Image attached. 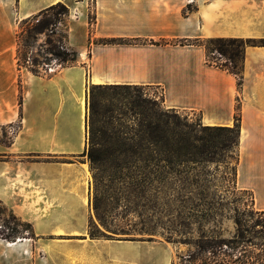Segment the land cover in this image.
I'll return each mask as SVG.
<instances>
[{
  "label": "crops",
  "instance_id": "crops-1",
  "mask_svg": "<svg viewBox=\"0 0 264 264\" xmlns=\"http://www.w3.org/2000/svg\"><path fill=\"white\" fill-rule=\"evenodd\" d=\"M57 3L69 10L77 62L35 76L17 65L18 27ZM188 4L197 10L185 16ZM112 38L167 44L94 43ZM210 38L264 39V0H0V130L20 124L9 144L0 132V202L33 234L0 239V264H173L169 243L89 236L91 85L156 89L166 109L196 113L209 127H232L238 98L235 187L264 212V47L245 48L238 90L233 75L206 64L204 47L179 44Z\"/></svg>",
  "mask_w": 264,
  "mask_h": 264
},
{
  "label": "trees",
  "instance_id": "trees-1",
  "mask_svg": "<svg viewBox=\"0 0 264 264\" xmlns=\"http://www.w3.org/2000/svg\"><path fill=\"white\" fill-rule=\"evenodd\" d=\"M196 6L188 4L183 15L196 11ZM68 8L57 3L39 14L20 22L16 35V61L19 68H25L35 76L41 75L36 69L37 60L29 55V50L37 43L39 36L45 33L56 35L62 27V34L57 43L46 40L48 54L51 60L61 67L74 66L78 54L72 50L68 42ZM89 33L94 23V16L88 14ZM90 40V39H89ZM94 43L101 45H124L148 43L152 45L167 44L164 41H141L138 39H99ZM180 45L202 46L205 49L206 64L225 71L236 78L237 89L242 85V67L244 52L247 46H263L264 39L240 38H210L180 41ZM217 56H213V54ZM223 58L221 61L220 59ZM145 87L128 85H91L86 92L85 128L87 136V156L92 179L95 186L94 211L105 232H91L94 226L89 224L90 238H116L126 235L131 230L109 229L104 217L99 214L100 199H143L142 204L134 206L152 210L151 197L154 181H162L165 168L173 170L181 164L197 165L216 154L218 143L211 138L210 133L226 130L235 134V146L238 149L240 129V102L237 98L234 124L230 128L203 126L197 129L185 118L176 114V110L167 109L155 112L144 93L130 96L124 110L101 98L108 93L120 95L122 92L140 90ZM163 101V100H162ZM19 105H22V91L19 95ZM153 108V109H152ZM133 118L128 124L121 120ZM131 122V123H130ZM115 184L126 186V193L112 192ZM124 203V202H123ZM124 206L125 203L123 204ZM264 217V212H256ZM7 215L8 220L2 219ZM0 239L14 241L17 238H32V227L22 222L0 202ZM0 222V223H1ZM264 235V221L260 222ZM21 228L29 231L28 235L21 234ZM108 232L109 234H106ZM127 232V233H126ZM168 236L167 240H170ZM238 231L237 235L228 240L212 243L205 236H200L195 243L194 251L188 260L200 264H264V238L262 243H252ZM128 241H136L125 239ZM152 241V240H148ZM225 246V248L223 247Z\"/></svg>",
  "mask_w": 264,
  "mask_h": 264
},
{
  "label": "rangeland",
  "instance_id": "rangeland-1",
  "mask_svg": "<svg viewBox=\"0 0 264 264\" xmlns=\"http://www.w3.org/2000/svg\"><path fill=\"white\" fill-rule=\"evenodd\" d=\"M62 29L60 27L56 35H50L48 32L42 34L29 50V55L37 60L36 69L42 75L49 74L57 65L47 52L46 40L49 38L53 43H57ZM220 60L222 61L223 58ZM88 89H90L89 86ZM138 92L144 93L143 97L151 104H155L153 111L167 110L163 106L161 92L153 88L145 87L140 90L122 92L120 95L108 93L101 98L117 104L124 110V105L129 102L126 95L133 96L139 94ZM175 112L192 123L195 128L203 127L198 114L179 110ZM129 120L133 122V118L129 119L127 116V119L121 120V123L126 125ZM0 132L2 140L9 144L11 140L6 134V128L1 129ZM209 133L219 145L216 154L194 166L181 164L175 166L173 170L165 168L164 179L154 181L151 197L147 199L153 205L151 211L134 206L135 203L142 204L143 199H116L117 203L120 202L118 205L115 199H100L99 214L104 217L109 229L132 231L126 235H118L117 238L169 243L174 249L173 264H200L199 261L194 262L188 259L195 249V243L202 235L212 243H219L222 240L228 241L234 238L237 232L241 231L246 240L262 243L264 235L261 234L262 229L259 224L264 221V217L256 214L251 194L241 192L235 187L237 163L235 134L226 130L207 134ZM94 190L91 175L90 201L94 224L91 232L98 234L105 231L94 211ZM126 190V186L121 184H115L112 188V192L115 191V193L119 191L126 193ZM2 219L8 220L7 215ZM20 230L22 235L29 234L25 228ZM106 234L109 233L106 232ZM168 236H171L170 240H167ZM149 239L152 241H148Z\"/></svg>",
  "mask_w": 264,
  "mask_h": 264
},
{
  "label": "built area",
  "instance_id": "built-area-1",
  "mask_svg": "<svg viewBox=\"0 0 264 264\" xmlns=\"http://www.w3.org/2000/svg\"><path fill=\"white\" fill-rule=\"evenodd\" d=\"M19 128H20V124L19 123L11 124V125L6 127V134H7V136L9 137V139L11 141L17 135V133L19 131Z\"/></svg>",
  "mask_w": 264,
  "mask_h": 264
}]
</instances>
